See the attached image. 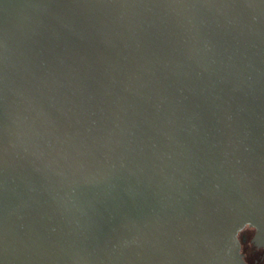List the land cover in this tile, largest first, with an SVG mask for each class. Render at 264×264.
Masks as SVG:
<instances>
[{
    "label": "water",
    "instance_id": "water-1",
    "mask_svg": "<svg viewBox=\"0 0 264 264\" xmlns=\"http://www.w3.org/2000/svg\"><path fill=\"white\" fill-rule=\"evenodd\" d=\"M264 247V0H0V264H250Z\"/></svg>",
    "mask_w": 264,
    "mask_h": 264
},
{
    "label": "flooded vegetation",
    "instance_id": "flooded-vegetation-1",
    "mask_svg": "<svg viewBox=\"0 0 264 264\" xmlns=\"http://www.w3.org/2000/svg\"><path fill=\"white\" fill-rule=\"evenodd\" d=\"M256 229L246 226L239 232V239L242 245V252L250 264H264V247L254 242Z\"/></svg>",
    "mask_w": 264,
    "mask_h": 264
}]
</instances>
